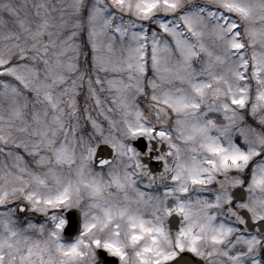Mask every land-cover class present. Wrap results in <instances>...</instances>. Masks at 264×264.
Returning a JSON list of instances; mask_svg holds the SVG:
<instances>
[{"label": "snow or ice", "instance_id": "obj_1", "mask_svg": "<svg viewBox=\"0 0 264 264\" xmlns=\"http://www.w3.org/2000/svg\"><path fill=\"white\" fill-rule=\"evenodd\" d=\"M0 264H264V0H0Z\"/></svg>", "mask_w": 264, "mask_h": 264}]
</instances>
